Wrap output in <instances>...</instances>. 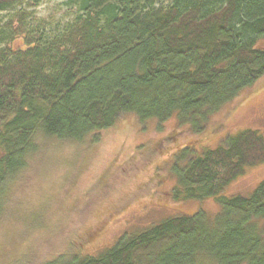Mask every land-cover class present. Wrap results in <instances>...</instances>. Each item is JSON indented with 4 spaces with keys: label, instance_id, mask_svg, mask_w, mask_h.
<instances>
[{
    "label": "trees",
    "instance_id": "obj_1",
    "mask_svg": "<svg viewBox=\"0 0 264 264\" xmlns=\"http://www.w3.org/2000/svg\"><path fill=\"white\" fill-rule=\"evenodd\" d=\"M66 1L74 15L55 35L20 11L18 28L14 19L0 26V42L16 34L0 47V219L13 182L47 143L96 141L125 112L173 116L198 137L264 75V0ZM18 2L0 0V12ZM221 140L183 146L171 165L165 194L194 210L43 264H264V177L248 194L226 193L245 167L264 162V137L243 128ZM209 197L213 214L200 206Z\"/></svg>",
    "mask_w": 264,
    "mask_h": 264
},
{
    "label": "rangeland",
    "instance_id": "obj_2",
    "mask_svg": "<svg viewBox=\"0 0 264 264\" xmlns=\"http://www.w3.org/2000/svg\"><path fill=\"white\" fill-rule=\"evenodd\" d=\"M18 11L31 25L25 26L44 35L62 30L74 15L66 0H21L0 12V26L14 19L11 28H18ZM14 35L0 47L11 45ZM240 98L221 105L198 137L173 116L139 121L125 112L96 141L47 143L8 193L0 219V264H43L60 253H94L125 231L194 210L196 202L171 201L165 194L172 187L171 165L181 147L206 141L214 146L238 129L254 128L264 137V75ZM263 177L264 162L247 166L226 193L248 194ZM204 200L200 206L215 213L213 198ZM260 226L264 230L262 220Z\"/></svg>",
    "mask_w": 264,
    "mask_h": 264
}]
</instances>
